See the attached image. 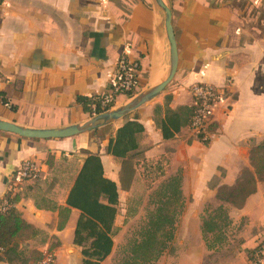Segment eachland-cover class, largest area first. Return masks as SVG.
Listing matches in <instances>:
<instances>
[{"label":"crops","instance_id":"obj_1","mask_svg":"<svg viewBox=\"0 0 264 264\" xmlns=\"http://www.w3.org/2000/svg\"><path fill=\"white\" fill-rule=\"evenodd\" d=\"M163 1L171 11L178 62L172 82L155 100L120 121L72 138L29 140L0 132V199L23 161H35L41 168L38 180L22 186L15 208L38 231L18 243L28 264L32 253L46 251L54 255V264H81V249L73 245L79 212L71 209L66 218L59 210L66 208L84 152L99 155L105 177L116 183L118 193L128 190L130 185L121 181L123 163L106 154L108 140L126 120L144 129L129 164L166 156L165 179L180 174L184 198L187 186L195 202L196 192L205 190V204L215 199L220 186L233 185L241 170H251L250 146L264 139V0ZM125 51L141 64L134 96L166 79L170 49L164 14L152 0H0V100L8 102L0 101V120L30 129L89 121L92 112H85L77 98L104 93ZM194 84L211 85L225 94L213 109L215 130L208 145L188 126L164 140L157 122L164 118L166 97L173 111L192 107L189 88ZM128 102L119 97L114 109ZM157 107H162L160 112ZM229 215L233 224L240 219L245 224L237 256L218 264H252L258 233L264 230V183L257 184L243 208ZM183 238L188 248L181 243L167 264H214L206 259L213 250L204 245L201 224L185 230Z\"/></svg>","mask_w":264,"mask_h":264},{"label":"trees","instance_id":"obj_2","mask_svg":"<svg viewBox=\"0 0 264 264\" xmlns=\"http://www.w3.org/2000/svg\"><path fill=\"white\" fill-rule=\"evenodd\" d=\"M135 62L138 63V72L141 71L140 61ZM137 84L139 85L138 76ZM0 101L3 105H8L6 100ZM92 102V98H77V103L82 105L85 112H92ZM169 103L170 98L166 97L164 118L157 122L164 140L173 139L183 128L189 126L195 111L193 106L173 111L169 108ZM161 109L162 107H157V111L160 112ZM208 130H215L214 123L209 125ZM143 131L139 122L126 120L106 145V154L123 163V185L129 186L135 175L136 169L128 161L135 157L139 149L138 138ZM208 142L202 143L207 146ZM84 155L82 166L68 192L66 208L60 209L59 213L61 217L67 218L71 209L79 212L73 245L81 249V264H102L114 248L113 231L119 193L116 183L105 177L99 155L89 152H84ZM248 160L251 170L243 169L233 185L220 186L215 194L218 206L213 210H204L201 235L209 251L219 248L226 240V230L232 225L230 210L243 208L247 199L256 193L257 184L264 183V139L250 146ZM168 163L166 156L142 159L136 163L143 180L151 184L162 181L150 196V209L144 224L129 237L117 264H159L160 258L170 249L175 239L176 224L184 212L185 199L182 193V176L177 174L165 179ZM18 196L13 198L16 203ZM64 224L65 221L61 222L58 228H63ZM36 234L38 231L22 220L15 210L0 214V248L3 250L0 261L7 264H28L27 257L19 251L18 243ZM258 250L259 247H255L253 256H250L252 264ZM41 258L42 254L38 252L30 255L32 264H36Z\"/></svg>","mask_w":264,"mask_h":264},{"label":"rangeland","instance_id":"obj_3","mask_svg":"<svg viewBox=\"0 0 264 264\" xmlns=\"http://www.w3.org/2000/svg\"><path fill=\"white\" fill-rule=\"evenodd\" d=\"M131 99H129V101ZM129 162L131 164L134 163V161ZM132 166L135 167L136 165L134 164ZM135 176L136 179L134 180L133 178V181L130 183L128 190L125 191L121 189L119 192L118 213L113 231L114 248L112 254L106 260L107 264H117L121 259V251L123 246L126 244L129 237L132 236V234L144 224L150 209V206L148 205L150 196L156 191L162 181L161 180L159 182L151 184L150 182L142 179L140 172L139 177L137 175ZM216 184L217 180L215 179L209 184V188H213V186H215ZM186 188L187 194H185L184 198V212L176 224L175 239L170 249H168V251L160 259L162 264L171 262V260L175 256V253L177 252L178 246H180L181 243H183L181 244L182 246L185 245L184 249L188 248V239L183 238L184 231L197 229L198 227H200L202 217L204 216V210L207 208L213 210L218 206V203L214 198H211L210 201L208 200V202H205V204L203 203L207 200L205 190H198L196 192L198 198L195 202L194 199H192L189 187L187 186ZM244 224V219L237 220L235 224H233L232 221V225H230V227L226 230V240L219 248L213 250L211 254H209V258H206L210 259L209 263L213 262L214 264H218L219 260L221 259L227 261L229 258L237 256V251L239 248L238 245L240 241L239 231L244 226ZM263 232L264 230L258 233V243L262 238ZM193 246L195 249H197L196 245Z\"/></svg>","mask_w":264,"mask_h":264},{"label":"built area","instance_id":"obj_4","mask_svg":"<svg viewBox=\"0 0 264 264\" xmlns=\"http://www.w3.org/2000/svg\"><path fill=\"white\" fill-rule=\"evenodd\" d=\"M138 63L128 57V52H122L115 64L114 75L108 89L95 97H92V115L112 110L117 105L119 97L131 99L138 90L137 84ZM195 108L192 120L188 126L190 132L201 142L209 141V125L212 123L213 109L222 101L224 92L221 89L206 84H194L189 88ZM100 111V113H98ZM41 168L35 161H23L8 185L7 194L0 199V214L15 210L16 202L13 198L19 195L25 183L38 180ZM253 264H264V232L260 242L256 245ZM3 250L0 248V253ZM36 264H54V255L49 251L42 254V258Z\"/></svg>","mask_w":264,"mask_h":264},{"label":"water","instance_id":"obj_5","mask_svg":"<svg viewBox=\"0 0 264 264\" xmlns=\"http://www.w3.org/2000/svg\"><path fill=\"white\" fill-rule=\"evenodd\" d=\"M153 3L164 14V28L170 49V69L166 79L159 85L133 97L128 103L120 108L112 109L91 117V119L81 125H72L56 129H30L20 127L14 123L0 120V132L16 135L29 140H52L67 139L97 130L101 127L115 123L124 119L131 112L139 109L143 105L155 100L164 89L172 82L177 70V45L172 27V16L170 9L163 0H152Z\"/></svg>","mask_w":264,"mask_h":264}]
</instances>
